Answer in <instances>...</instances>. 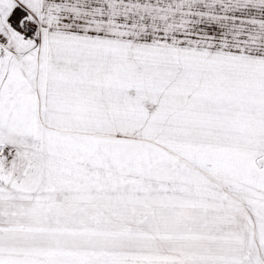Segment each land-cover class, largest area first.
Instances as JSON below:
<instances>
[{
    "label": "snow or ice",
    "instance_id": "snow-or-ice-1",
    "mask_svg": "<svg viewBox=\"0 0 264 264\" xmlns=\"http://www.w3.org/2000/svg\"><path fill=\"white\" fill-rule=\"evenodd\" d=\"M0 264H264V0H0Z\"/></svg>",
    "mask_w": 264,
    "mask_h": 264
}]
</instances>
